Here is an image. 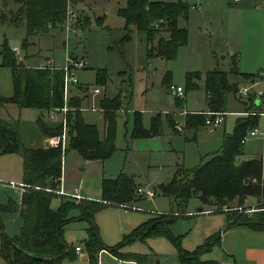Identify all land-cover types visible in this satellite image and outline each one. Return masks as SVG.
<instances>
[{
  "label": "rangeland",
  "instance_id": "rangeland-1",
  "mask_svg": "<svg viewBox=\"0 0 264 264\" xmlns=\"http://www.w3.org/2000/svg\"><path fill=\"white\" fill-rule=\"evenodd\" d=\"M180 1L187 5V11L185 17L178 19V26L186 29L187 39L184 45L177 48L172 59L153 57L146 60L144 35L132 26L128 28V39L122 40L121 45L118 44L125 31L124 21L117 14V9L123 6L124 0H85V4L90 8L87 11V23L83 19L82 9L74 5V26L80 27L79 33H70L68 39H65L64 31L55 26L44 34L32 37L26 50L20 47L25 37V25H0V44L6 40L10 48L18 47L19 54H14L19 61L24 62L25 52L28 55L33 53L38 60L50 59L51 65L60 69L67 54L73 62H84L83 67L73 70V76L79 84L96 86L99 94L107 97L119 92L122 97L120 108L125 109V105H128V110L118 113L115 118L114 150L102 161L101 167L83 161L73 151L65 155L64 192L67 195L78 182L80 188L86 189L81 190L83 194L97 195L100 176L112 178L119 172L131 176L136 184L153 188L157 183L171 178L176 164L190 168L200 162V157L219 150L221 132L230 131L232 122L238 116L233 112L226 115L224 130L222 124L214 126L213 132H207L205 127H200L196 139L190 141L184 140L187 132H172L167 119L181 125L182 111L203 108L201 87L199 89L201 79L193 80L198 84V88L187 89L186 72H200L203 77L204 72L212 67L227 71L230 67L229 53L235 54V67L241 72L254 73L264 69V2ZM224 40L230 48L221 47ZM114 45H117L121 55L112 47ZM97 69H103L106 73L107 78L103 84L94 82ZM121 70L123 73H120ZM235 79L237 77L229 76V81ZM169 85L180 86L182 95L175 97L168 90ZM71 91L72 94L82 96L81 90L72 88ZM11 94L10 71L1 65L0 58V95ZM99 94L92 98L87 92L83 104L87 101L89 104ZM234 100H237L235 93H229L226 111L236 110L237 107L243 109V105L238 101L240 105L236 107ZM9 106L7 109H0V118L6 121H9L7 119L10 116L19 118L18 132L21 141L24 146H31L33 136L37 134L36 125L33 124L37 118L36 109L26 108L18 112L17 108ZM134 111H138L142 127L148 128L150 116L158 117L159 130L155 136H130ZM40 138L36 144L40 143ZM248 140L242 144L243 152L239 157L245 156L249 151L251 155L261 151V144L257 139ZM22 161L20 153L0 154V205L7 204L9 200H18L19 193L13 189L12 183L19 184L22 180ZM252 201V198H247L246 203ZM55 202L53 200L51 204ZM199 206L202 209H211L208 205H201L196 197H191L185 207L187 215L175 219L167 227L172 236L179 238V246L182 249L191 251L204 243L209 236L219 233L218 242L202 252L200 259H215L226 264H264V231L251 232L242 226L229 227L223 231L226 214L219 211L195 214L194 211ZM252 206L244 210L245 214L251 213ZM128 207L124 210L120 206L107 204L94 213L93 222L104 245L118 244L148 217L155 218L159 213L168 212L171 204L166 196L155 194L154 197L143 195L135 200L132 208ZM237 210L240 211L238 208ZM66 215L71 219L63 226L62 238L71 247H81L82 244L78 241L85 236L87 221L79 218L78 209L75 207L69 208ZM0 219L2 229L8 236L19 233L22 220L17 212H2ZM106 251L98 253L97 264H128ZM118 252L123 255H143L149 264H178L177 247L164 236L129 240L118 248ZM81 253L76 254L74 259H63L61 264H88L86 257ZM1 263L3 259L0 257Z\"/></svg>",
  "mask_w": 264,
  "mask_h": 264
},
{
  "label": "trees",
  "instance_id": "trees-1",
  "mask_svg": "<svg viewBox=\"0 0 264 264\" xmlns=\"http://www.w3.org/2000/svg\"><path fill=\"white\" fill-rule=\"evenodd\" d=\"M79 0H0V23L18 24L24 20L25 37L21 49L26 50L30 39L46 33L50 28L62 26L67 3ZM12 6H16L13 9ZM187 5L175 0L157 2L150 0H124L118 7L117 14L123 19L125 31L118 41L127 40L128 28L134 27L144 35L145 59L162 57L172 59L179 46L186 43V29L177 25L178 17H185ZM121 52L117 45L112 46ZM6 40L0 44L1 65L10 71L12 94L0 95V107L14 104L19 108H36L48 111L62 107V76L60 69L48 67H28L19 61ZM231 74H235V61L232 58ZM251 74L240 73L242 80ZM94 82L103 84L107 76L103 69L95 70ZM200 73H185L187 89L196 88L193 80ZM237 81H229L227 72L214 67L203 74V91L205 110L225 112L229 93H235ZM82 96L71 94L66 102L64 113L65 145L44 147L24 146L19 132L18 122L0 118V154L20 153L22 155V183L25 184L20 202L9 200L0 205L2 212H18L22 220L20 231L15 236H8L0 219V257L1 264H61L63 259H74L73 247L62 239V228L71 218L66 213L69 208L78 209L79 218L87 221L86 237L82 241L88 264H97L98 252L102 249L116 257L132 259L145 264L143 255L131 253L123 255L118 248L132 239H144L148 236L168 237L177 247L178 264H218L215 259H200V254L218 242L219 233L205 239L204 243L193 250H184L179 246V238L168 231L175 219L186 216L185 207L190 197H196L202 204L213 206L212 209L226 208L227 221L223 229L233 225L243 226L252 231L264 230V141L260 157L239 159L242 153L240 139L242 135L257 122L256 116H237L229 134L222 137L218 151L205 157L190 168L177 166L171 178L153 187L155 192L169 199L171 209L159 213L158 217L149 218L134 227L121 242L113 246L104 245L98 236L93 215L96 210L107 204L125 206L134 197L136 183L131 176L122 172L115 177H102L100 180V200L81 198L75 203L63 200L55 208L50 202L57 196L58 178L60 176L61 157L66 149H75L83 159H106L114 150V133L116 109L119 107L118 96L99 98L101 109L102 132L96 125L84 121L80 108L81 100L86 95V87L77 86ZM244 107V106H243ZM202 111L185 113L183 127L195 129L204 124ZM172 129L171 119H167ZM35 124L43 136L59 135L62 130L60 122L48 125L40 117ZM159 130L158 117L152 116L148 128H143L138 112L133 113L131 137H149ZM247 198L254 199L250 214H245ZM233 208L232 210H228ZM237 208H240L238 211ZM178 239V242H177Z\"/></svg>",
  "mask_w": 264,
  "mask_h": 264
},
{
  "label": "crops",
  "instance_id": "crops-1",
  "mask_svg": "<svg viewBox=\"0 0 264 264\" xmlns=\"http://www.w3.org/2000/svg\"><path fill=\"white\" fill-rule=\"evenodd\" d=\"M70 5H72V6H74L75 5V7L76 8H81L82 9V12H83V19H84V21H85V23H87L88 22V13H87V11L90 9L89 7H87L88 5L87 4H85V0H79L78 2H75V3H69ZM75 8V9H76ZM180 17H178V19H179ZM183 18V17H182ZM178 19H177V25H178ZM20 24H22V25H25L24 24V20H21V21H19V23L18 24H15V25H13V24H8V23H0V25H5V26H16V25H20ZM61 30H62V28L61 27H59ZM83 28V27H82ZM13 47H16V46H13ZM221 47H223V48H226V47H231L225 40L222 42V44H221ZM16 48H18V47H16ZM23 54V53H22ZM24 55L26 56L25 58H24V63L28 66V67H41L42 66V64H43V62L46 60H38L37 58H36V55L35 54H27L26 52L24 53ZM229 56H230V67H229V69L226 71V70H223V71H225V72H227V78H228V80H229V76L230 75H232V76H234V77H237V79H235L237 82V84H240V83H242V82H244V80H242V78L240 77V73H246V72H241V71H239V70H237V68L235 67V71H236V73L235 74H231L230 72V70H231V62H232V58H233V60L235 59V54L234 53H229ZM153 58V57H152ZM29 61H31V62H29ZM214 67H212V69H213ZM210 70V69H209ZM260 70V69H259ZM120 73H123V71L121 70L120 71ZM200 73V72H199ZM248 74H251V73H248ZM201 79V85L199 86V89H200V87H201V92H202V100H203V108H199V109H191V110H185V111H182V114H183V121H182V124L181 125H179L178 123H175L174 122V120H172V123L173 124H177V125H179L180 126V130H177V129H172L171 127H170V129H171V131L172 132H177V131H183L184 133L185 132H187L186 133V135H184V140L185 141H190V140H195L196 139V134H197V130L200 128V127H205L206 129H207V132H213V130H214V126H216V125H219V124H222V128H223V130H224V124H225V117H226V115L227 114H229L230 112H239V111H241L242 109L241 108H239V107H237V105H240L238 102H237V100H234L235 101V104H236V107H237V109L235 110H230V111H226L225 110V114L223 115V119H222V121L220 122V123H217V124H214V125H205V124H203L202 126H199V127H197V128H195V129H186V128H184L183 127V123H184V115H185V113H192V112H199V111H205V104H204V91H203V77L200 75V77H199V79L198 80H200ZM195 84H196V88H198V84L195 82ZM77 86H84V87H86V95L84 96V97H86L87 96V92H89L91 95H92V98L93 97H95L96 95H98L99 94V89L98 88H96V86H93V87H90L88 84H86V83H78L77 82V84L75 85V86H72L71 87V89L72 88H74V89H78L77 88ZM94 89H97V92L96 93H93V90ZM79 90V89H78ZM72 94V91L70 90V95ZM73 94H75V93H73ZM82 94H83V92H82ZM78 95V94H77ZM115 95H117L118 96V99H119V107H118V109H116V116H117V114L118 113H123V112H126V110H128V105H125V109H122V108H120V106H121V104H122V102H121V96H120V93L118 92V93H116ZM115 95H113V96H110V97H107V96H105V95H101V94H99V96L97 97V98H94L92 101H90V103L88 104L87 102H86V104H83L84 102V98L81 100V103H80V110H81V113H82V116H83V119H84V121H86V122H88V123H92V124H94V125H96V127L98 128V131H99V133L100 132H102V118H101V109L98 107V99L99 98H112V97H114ZM79 96V95H78ZM226 103H227V100H226ZM10 105V106H9ZM7 106H9V107H11V106H14L15 108H17L18 110V112L20 111V110H22V109H26V108H19V107H17L16 105H14V104H8V105H5V106H2V107H0V109H2V108H5V109H7L6 107ZM244 108V107H243ZM10 109V108H9ZM13 109V108H12ZM28 109H36V108H28ZM35 111H37V117H40V118H44L45 119V110H43V109H36ZM134 112H138V111H134ZM232 114V113H231ZM235 115H238V114H235ZM239 116V115H238ZM150 117H152V116H150ZM237 117V116H236ZM59 115L58 114H56L52 119H45V120H43L45 123H47L48 125H54L55 123H57V122H59ZM7 120H9L10 122H18V127H19V118H16V117H12V116H10L9 117V119H7ZM33 122V121H32ZM20 124H22V123H20ZM33 124H35L34 122H33ZM233 124H234V122H232V126H231V129H230V131H227V132H224V131H222L221 132V141H222V137H223V135H225V134H229L230 132H231V130H232V128H233ZM36 125V124H35ZM36 128H37V126H36ZM143 128H147V127H143ZM61 132H62V130H61ZM100 135H101V133H100ZM34 136H35V138H36V140H34ZM33 136V140L31 141V146H27V147H44V146H46V145H49V139L51 138V137H56L57 135H53V136H43L40 132H39V130H38V128H37V134H35ZM153 136H155V135H153ZM153 136H149V137H153ZM41 137V138H40ZM21 138V137H20ZM38 138V139H37ZM39 138H40V143H37L36 144V142H39ZM252 139H254V138H252ZM255 139H257L259 142H260V144H261V151L259 152V153H256V154H252L251 155V153H250V151H249V153L248 154H246L245 156H243V155H241V157H238L239 159H248V158H254V157H260L261 155H262V152H263V141L260 139V138H255ZM249 141V140H248ZM23 143V142H22ZM36 144V145H35ZM64 145H65V143H64ZM252 146V145H251ZM244 147V146H243ZM69 151H73V152H75L78 156H79V154L76 152V150L75 149H66L64 152H63V154H62V157H61V166H60V176H59V178H58V189L60 188L61 190H63V191H65V189H64V181H65V174H64V168H65V161H66V159H65V155L69 152ZM242 152H243V148H242ZM79 158L80 159H82L83 161H85V162H88L89 161V163H91L92 162V164L93 165H95V164H97V165H100V167H101V165H102V160H100V159H83V158H81L80 156H79ZM177 166H181V165H178V164H176V167H175V170H176V168H177ZM182 167V166H181ZM103 176L101 175L100 176V178H99V182H98V194L97 195H89L88 193H85V194H83L82 193V191L81 190H86V189H83V188H80V183L78 182L77 183V185L76 186H74V187H72V190H71V192L73 191V189L74 188H77V192H78V194L80 195V197H79V199H81V198H86V199H98V200H100V180H101V178H102ZM168 181V180H167ZM163 182H166V181H161V182H159V183H163ZM19 183L21 184L22 183V180L21 181H19ZM63 183V184H62ZM158 184V183H157ZM156 184V185H157ZM136 187H142V188H148V189H150V190H152L153 191V193H154V195L155 194H158L157 192H155V190L153 189V188H149V187H147L145 184H139V183H137L136 184ZM24 188L25 187H20V186H13V189L16 191V192H18L19 193V198H18V200L16 201L17 203H19L20 202V197H21V194H22V192L24 191ZM136 189V188H135ZM85 192V191H84ZM134 194L136 195V197H133L132 198V200L131 201H129V202H127V203H125L126 205L125 206H122V205H120V207L122 208V209H124V210H126V209H128L129 207L128 206H130L131 208H132V204L135 202V200H137L138 198H142L143 197V195L142 194H137L136 192H134ZM154 195L152 196V197H154ZM138 196V197H137ZM61 197H62V199H67V200H70V201H72V202H76L78 199H75V198H72V197H69V196H65V195H62V194H57V196L55 197V198H53L52 200H51V202L53 201V200H55L56 202L55 203H53V204H51V202H50V206L52 207V208H55L57 205H58V203H59V201H60V199H61ZM191 198V197H190ZM189 198V199H190ZM188 199V200H189ZM169 200V199H168ZM247 200V199H246ZM246 200H245V202H244V204H245V206H252V205H254V199H253V201L252 202H249V203H246ZM199 201V200H198ZM199 203L201 204V205H206V204H202L200 201H199ZM117 206H119V205H117ZM207 206V205H206ZM208 206H210L211 207V209L210 210H206V209H202V207L201 206H199V207H197L196 208V211H194V213L195 214H197V213H205V212H212V211H219V212H223V213H225V214H227V212H226V210H225V208H222V209H219V210H215V209H212L213 208V206H211V205H208ZM17 212V211H16ZM18 213V212H17ZM154 213H157V212H154ZM154 213H152V214H154ZM19 214V213H18ZM185 214L187 215V213H186V211H185ZM188 214H189V212H188ZM152 216V215H151ZM149 218H152V217H148L147 219H149ZM226 221H227V216H226V219H225V223H226ZM67 224V223H66ZM66 224H64V226L66 225ZM236 226H239V225H233V226H231L232 228H234V227H236ZM243 227V226H242ZM245 228V227H244ZM63 229V228H62ZM245 229H247V228H245ZM248 231H251V232H261V231H264V230H258V231H252V230H249V229H247ZM223 231H224V229H223ZM219 236H220V234H219ZM86 237V233H85V236L82 238V239H80L78 242L79 243H81L82 244V241L84 240V238ZM63 239V238H62ZM135 239H137V238H135ZM63 241H64V239H63ZM65 242V241H64ZM66 243V242H65ZM83 247V244H82V246L80 247V251L79 252H77V253H75V254H79V253H81V250H83L82 251V253L81 254H84V256L86 257V260H87V256H86V253H85V251H84V248H82ZM101 251H106V250H104V249H102ZM100 252V251H99ZM98 252V253H99ZM108 254H110V255H112L111 253H109L108 251H106ZM112 256H114V255H112ZM114 257H116V256H114ZM118 259H120L121 261H124L125 263H128V264H140V263H137V262H135L134 260H132V259H123V258H120V257H117ZM145 264H149L147 261H146V263Z\"/></svg>",
  "mask_w": 264,
  "mask_h": 264
},
{
  "label": "built area",
  "instance_id": "built-area-1",
  "mask_svg": "<svg viewBox=\"0 0 264 264\" xmlns=\"http://www.w3.org/2000/svg\"><path fill=\"white\" fill-rule=\"evenodd\" d=\"M263 1L264 0H258ZM76 11L72 5L67 3L65 10V17L62 22V30L64 31L65 39H68V35L70 33L77 34L80 32V27L74 26V22L76 21ZM12 50L19 54L18 48L14 47ZM84 62L71 61L70 57L65 54L64 65L60 68L63 73L62 76V107L58 109H49L45 113V119H52L56 114L59 115V122L62 126V132L56 137H51L49 139V145L56 146L60 145V147L64 148V113L67 109L66 102L70 96V90L72 86L77 84L76 78L73 76V70L77 68L83 67ZM48 67L49 69H54L51 65V60L46 59L41 67ZM168 90L174 94L175 97H180L182 95V88L180 86L169 85ZM97 89L93 90V93H96ZM235 96L237 101L244 106V108L239 112H233L234 114H238L240 116H256L257 122L251 126L241 137L240 142L244 144L248 139L251 138H260L264 141V69L257 70L254 72L249 78L244 80V82L237 85L235 90ZM205 114L204 124L205 125H214L220 123L223 119V115L225 112H211V111H203ZM173 128L180 130V126L177 124L173 125ZM13 186L25 187L24 183H12ZM55 192L57 194H62L65 196H69L75 199H79L80 195L77 192V188H74L73 191L67 195L63 190L56 189ZM135 192L137 194H142L148 197H152L154 195L153 191L148 188L136 187ZM240 209V208H238ZM73 250L75 253L80 251V246H73ZM218 264H226L225 262L218 261Z\"/></svg>",
  "mask_w": 264,
  "mask_h": 264
}]
</instances>
